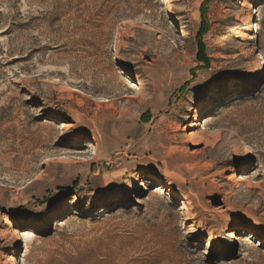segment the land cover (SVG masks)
Listing matches in <instances>:
<instances>
[{
	"label": "rangeland",
	"instance_id": "1",
	"mask_svg": "<svg viewBox=\"0 0 264 264\" xmlns=\"http://www.w3.org/2000/svg\"><path fill=\"white\" fill-rule=\"evenodd\" d=\"M206 1L0 0V264H264V0Z\"/></svg>",
	"mask_w": 264,
	"mask_h": 264
},
{
	"label": "bare ground",
	"instance_id": "2",
	"mask_svg": "<svg viewBox=\"0 0 264 264\" xmlns=\"http://www.w3.org/2000/svg\"><path fill=\"white\" fill-rule=\"evenodd\" d=\"M240 18V16H236V19H239ZM246 19H248V20H251L252 19V16H251V14H248V17H246ZM178 43V42H177ZM176 44V43H175ZM95 150L96 151H99V155H103V154H105L106 152H107V149H108V147H107V145H104V144H102V143H99V142H95ZM183 180H184V178H183ZM110 189V185L107 183V184H104V185H102L101 187H100V189H99V191H95L94 192V196H96V197H103V196H105V194H106V192L108 191ZM157 192H159L160 194L162 193H166V192H168V189L165 187V186H158L157 187V190H156ZM168 194L170 195V192H168ZM78 197H79V193H77V194H75L74 196H73V198L74 199H78ZM187 218V217H186ZM237 232H231L230 234H229V236L230 237H232L233 239L235 238H237ZM252 236L256 239V240H259V242L260 243H264V239L262 238V237H259L258 235H256V234H252ZM220 243V242H219Z\"/></svg>",
	"mask_w": 264,
	"mask_h": 264
},
{
	"label": "trees",
	"instance_id": "3",
	"mask_svg": "<svg viewBox=\"0 0 264 264\" xmlns=\"http://www.w3.org/2000/svg\"><path fill=\"white\" fill-rule=\"evenodd\" d=\"M208 1H210V0H208ZM208 1H206L205 3H203V5L201 7L202 17H203L202 25H206V22H207V20H206V9H205V6H206V4H207ZM204 33H205V30L202 32V34H200L199 39H201V37H202V35ZM197 58L199 59V61H201V62L204 63L205 69H209L210 68L211 65H210V60H209V58L207 56V53H206V48H205V46L201 42L199 44V51H198V54H197ZM194 73H193V75H194ZM145 115H148V114H145ZM70 191H73V190H70ZM75 191H77V190L75 189Z\"/></svg>",
	"mask_w": 264,
	"mask_h": 264
}]
</instances>
